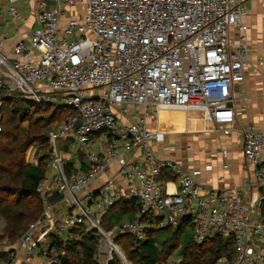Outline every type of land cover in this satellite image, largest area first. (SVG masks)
<instances>
[{
    "label": "built area",
    "instance_id": "1",
    "mask_svg": "<svg viewBox=\"0 0 264 264\" xmlns=\"http://www.w3.org/2000/svg\"><path fill=\"white\" fill-rule=\"evenodd\" d=\"M55 1L9 56L2 53L7 38H0V122L3 102L13 97L73 112L48 132L50 165L36 190L40 217L13 242H0L3 251H20L22 264L35 255L60 264L65 251L53 242L85 225L103 240L98 264H108L113 254L128 264L113 240L130 234L142 241L143 225L124 220L105 232L100 220L116 201L137 198L140 214L157 215V228L187 217L197 245L209 236L231 240L233 254L218 264H264V133L247 121L249 100L240 89L250 65L249 0ZM9 2L16 24L22 18L16 0ZM79 7L83 16L76 18ZM161 109L200 110L223 135L240 120L241 151L254 168L246 199L236 187H204L180 162L154 151L152 143L163 135L149 124ZM59 142L75 144L85 170L78 163L65 172ZM40 155L39 146L28 147L26 164L36 167ZM113 163L125 188L109 177L90 190ZM164 174L176 181L175 193L167 190Z\"/></svg>",
    "mask_w": 264,
    "mask_h": 264
},
{
    "label": "trees",
    "instance_id": "2",
    "mask_svg": "<svg viewBox=\"0 0 264 264\" xmlns=\"http://www.w3.org/2000/svg\"><path fill=\"white\" fill-rule=\"evenodd\" d=\"M70 115H73L71 110L55 103L39 106L19 97L3 102L0 122V223L3 226L0 229V242H13L40 217L42 204L36 190L48 171V132ZM70 143H62L63 148L68 149ZM32 145L39 146L41 150L36 167L25 162L26 150ZM78 163V168L85 170L81 154L74 147L71 159L64 163L65 172L70 173ZM169 178L168 174H164L162 180ZM139 212L140 202L137 198L120 199L110 206L100 220V227L105 232L124 220H138L143 225L142 241H137L130 234H119L113 240L128 264H162L180 247L179 264H218L233 254L232 241L219 236H209L197 245L192 239L190 218H180L175 226L160 229L156 227L157 215L151 211L145 214ZM102 242L96 231L78 225L68 231L64 242L56 240L53 243L65 251L60 264H98ZM10 253H0V260L9 258ZM108 264L121 262L113 254Z\"/></svg>",
    "mask_w": 264,
    "mask_h": 264
},
{
    "label": "crops",
    "instance_id": "3",
    "mask_svg": "<svg viewBox=\"0 0 264 264\" xmlns=\"http://www.w3.org/2000/svg\"><path fill=\"white\" fill-rule=\"evenodd\" d=\"M38 2L43 5L40 7ZM55 0H16L13 4L22 20L16 24L8 15L9 0H0V38L6 37L7 43L2 53L9 56L13 44L26 39L37 28V15L42 9L53 7ZM246 15L244 22L248 28V61L245 72L244 92L248 97L247 121L264 133V0H249L244 4ZM236 128L228 135L213 125L211 118L200 110L161 109L150 129L162 133L163 139L152 143L158 155H164L180 162L187 172L196 174L198 181L206 188L221 190L236 187L243 198H247L246 181L253 176V167L246 162L241 151V122L237 119ZM227 155L229 170H222L223 158ZM131 157V155H127ZM135 159H139L137 154ZM113 178L124 189L125 184L117 173V165L112 164L107 173L100 176L90 190L97 188L106 178ZM170 193L176 191V181L165 180ZM13 249V248H11ZM12 251L14 263L20 264L22 253ZM0 253L5 254L0 246ZM35 255L31 264H45ZM8 260L3 258L0 264Z\"/></svg>",
    "mask_w": 264,
    "mask_h": 264
},
{
    "label": "rangeland",
    "instance_id": "4",
    "mask_svg": "<svg viewBox=\"0 0 264 264\" xmlns=\"http://www.w3.org/2000/svg\"><path fill=\"white\" fill-rule=\"evenodd\" d=\"M73 13H74V16L76 17V18H79L80 16H83V8H77V9H74L73 10ZM69 144V143H68ZM58 148H59V150H60V152L62 153V155L64 156V160L66 161L67 160V158H68V156H69V154L71 155V153L73 154V152H74V146H75V144L73 143V142H71L70 143V145H69V148L68 149H64L63 148V145L59 142L58 144ZM49 165H50V157H49V160H48V168H49ZM3 226V223H0V229H1V227ZM189 234L188 235H190L191 234V230H189V232H188ZM207 236H209V234H207ZM183 242H184V240H182ZM101 248H102V246H101ZM106 247H104V249H105ZM117 249H118V247H117ZM118 251L121 253V251L118 249ZM22 256V255H21ZM31 259L32 258H30V260L27 262V264H31ZM125 259V258H124ZM7 260H8V263H7V261H5L4 262V264H13L14 263V261L15 260H13V262H11V260H10V257L9 258H7ZM40 260H43L42 258H40ZM44 261V260H43ZM126 261V260H125ZM181 261V247L180 248H178L177 250H175L172 254H171V256H170V258H168V260L166 261V262H164V263H162V264H168V263H170V264H172V262L174 263V264H179V262ZM121 262V261H120ZM23 263V257H21V259H20V264H22ZM121 264H122V262H121Z\"/></svg>",
    "mask_w": 264,
    "mask_h": 264
},
{
    "label": "water",
    "instance_id": "5",
    "mask_svg": "<svg viewBox=\"0 0 264 264\" xmlns=\"http://www.w3.org/2000/svg\"><path fill=\"white\" fill-rule=\"evenodd\" d=\"M79 124H80V123H79V122H77V123H76V126H78Z\"/></svg>",
    "mask_w": 264,
    "mask_h": 264
}]
</instances>
